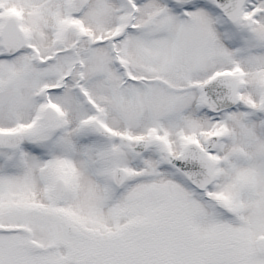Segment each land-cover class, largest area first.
Instances as JSON below:
<instances>
[{
  "label": "snow or ice",
  "instance_id": "6c2138e0",
  "mask_svg": "<svg viewBox=\"0 0 264 264\" xmlns=\"http://www.w3.org/2000/svg\"><path fill=\"white\" fill-rule=\"evenodd\" d=\"M0 264H264V0H0Z\"/></svg>",
  "mask_w": 264,
  "mask_h": 264
}]
</instances>
